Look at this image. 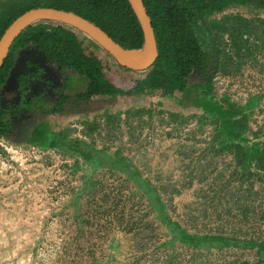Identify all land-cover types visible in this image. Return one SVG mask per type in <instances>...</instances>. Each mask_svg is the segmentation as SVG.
Here are the masks:
<instances>
[{
    "label": "trees",
    "instance_id": "16d2710c",
    "mask_svg": "<svg viewBox=\"0 0 264 264\" xmlns=\"http://www.w3.org/2000/svg\"><path fill=\"white\" fill-rule=\"evenodd\" d=\"M142 1L158 46L157 58L143 71L122 66L94 41L61 22L40 20L19 33L0 66V137L17 141L22 123L50 116L55 119L50 141L37 144L54 147L65 155L79 154L94 169L110 164L140 182L141 189L156 203L154 209L168 228L172 247L177 243L193 248L256 247L257 264H264V239L190 231L186 223L172 218L171 205L166 206L162 194L173 199L180 191V178L174 181L169 174H159L155 182L129 158L110 156L105 149L95 148L94 143L70 136L72 129L65 120L75 114L104 110L112 129L120 119L119 104L124 105L129 118L151 113L152 107L147 106H151L154 92L161 90L156 100L165 105L172 121L181 123L190 114L200 113L202 123L208 117L216 123L206 147L198 148L196 142L181 146L179 154L185 159L182 179H188L184 185H192L194 179L203 181L210 174L221 180L223 187L238 181L251 190L256 179L264 187V124L256 130H250L249 125L259 96H251L244 104L227 95L220 100L213 97L217 72L240 73L246 59L258 62L256 53L264 46V18L239 14L221 20L208 18L231 3L264 8V0ZM37 7L78 13L127 48L141 47L144 42L142 27L128 0H0V37L16 17ZM226 34L229 41L225 40ZM13 73L14 79L10 80ZM195 78L198 81L192 82ZM76 85L82 88L76 90ZM96 128V124L89 123L85 132L90 136ZM223 153L232 155L228 165L231 169L215 166V173L206 170Z\"/></svg>",
    "mask_w": 264,
    "mask_h": 264
},
{
    "label": "rangeland",
    "instance_id": "374dc122",
    "mask_svg": "<svg viewBox=\"0 0 264 264\" xmlns=\"http://www.w3.org/2000/svg\"><path fill=\"white\" fill-rule=\"evenodd\" d=\"M235 14L246 18H264V8L252 4L235 3L230 4L223 11H214L208 15V18L221 20ZM40 58L42 57L40 56ZM193 76L194 73L191 80ZM196 81H198L197 78L192 82ZM81 88L79 85L75 87L76 90ZM161 95L162 91L156 90L152 95L153 100ZM118 108L122 110L124 105L119 104ZM133 117L132 120L128 117L129 119L127 118L125 122L117 124L116 128H108L107 130L103 128V134L106 135L107 132L105 152L113 157L129 158L133 162L141 158V149L148 150L150 152L148 161L152 168L156 169L149 168L147 164L135 163L140 170H143L145 175H150L155 182L157 180L155 178L159 174L160 176L169 174L172 178H180L182 180H178L180 191L174 194L173 199L171 196V199H169L167 193L162 194L166 206L171 205L169 213L172 218L186 223L190 231L200 229L206 233H222L229 237L264 239V187L260 180L256 179L251 190H248L246 183L241 186L238 181L223 187L221 180H215L213 175L207 174L208 176L203 181L194 179L192 185L186 186L184 182H187L188 179H182L185 159H183V155L179 154L181 146L172 142L144 141L140 135L142 126L140 128L132 124L133 121L140 120V117L138 115H133ZM54 120L50 116L28 120L19 127L17 138L23 142L46 144L50 141L49 135L55 124ZM144 126L148 125L144 124ZM170 153L174 156L172 154L169 156ZM68 156L75 159V170L80 171L82 184L74 189L72 196L61 209H53L48 213L44 211L46 203L48 205L56 199L55 194L47 195L46 201H42L41 205L37 204L42 200L41 197H38L36 206L37 208L40 207L39 209L44 213L42 216L60 210L63 211V216L68 219V209L74 196H78V202L84 204L83 207L88 206L91 208L90 210H82L83 217L97 219L96 221L102 220L103 223L108 225L114 223L113 233L130 234V255L128 258H121L119 264H257L258 252L256 247H221L216 245L211 248L206 246L193 248L181 243H177L172 247L168 242L171 238L168 228L160 221L157 208L154 209L156 203L152 202L149 195L141 189L140 182L131 179L126 173L120 171V168H113L110 164L94 169L79 154ZM172 156L173 158H171ZM222 165L227 167L226 170L231 169L228 167L227 162L218 161L217 158H214L212 166L206 170L215 173V166ZM28 166L31 173L38 171L37 166ZM16 167V171H13L16 173V185L23 187L29 179L26 175L24 180L21 179L26 169ZM7 171L10 174V171ZM3 174L4 171L0 173L1 187H7V178ZM45 176L46 183L42 182L47 187L52 186V189H50L52 192L54 190V174L48 172ZM32 179L35 180L34 175ZM36 180L38 183L35 186H38L40 184L39 178ZM204 191L213 193L207 195L203 193ZM28 204L31 203L28 202ZM184 204L193 205L194 208L185 211L184 208L187 207H184ZM206 207H209L208 211L203 212ZM92 208L93 211H91ZM188 218L191 224H188ZM96 228L99 229V232H102L98 226ZM53 244H48V247L41 244L38 248L39 252L36 253L37 259L33 260V264H48L50 255L55 252ZM6 250L5 246L3 250L1 249V254ZM24 258L18 260V264H27V260Z\"/></svg>",
    "mask_w": 264,
    "mask_h": 264
},
{
    "label": "built area",
    "instance_id": "2783aa9c",
    "mask_svg": "<svg viewBox=\"0 0 264 264\" xmlns=\"http://www.w3.org/2000/svg\"><path fill=\"white\" fill-rule=\"evenodd\" d=\"M225 40L229 41L227 34L225 35ZM256 57L258 59L257 63H254L251 59H246L240 73L228 74L217 72L213 78L214 99L220 100L227 95L231 100L244 104L251 96H259V102L254 107L249 122L250 130H256L264 124V67L263 69L259 68L262 65L264 66V46H261L260 50L257 51ZM147 107H152V112H144L142 115H138L140 120L132 122L136 127L139 126L141 128L142 126L140 135L144 141L172 142L183 147L196 142L195 144L198 148H204L211 142L214 130L216 129V123L212 121V118L208 117L202 123V115L197 113L190 114L184 122L176 123L170 119L165 105L159 104L157 100H153L151 106ZM119 117V121H121L118 124L125 122L128 118L124 109L120 110ZM133 118V116L130 117L131 120ZM89 123L97 125L96 130L90 136L85 132V128ZM65 124L72 129L70 136L85 140L86 142H92L97 149H104L106 146L105 136L107 132L106 135L103 134V128L105 130L109 128L106 111L77 113L71 118L66 119ZM144 124L148 126H144ZM250 137L252 136L250 135ZM200 151H196V154H200ZM216 158L218 161L227 162L231 166V154L223 153ZM28 165L37 166V170L44 176L48 172L54 174L55 181L52 192L50 191L52 186L47 187L42 182L46 183V176L39 179L40 184L38 186H35L38 183L36 179L34 181L33 179L31 181L28 179L23 185L28 190L34 189V187H43L41 190L36 189L34 191L35 194L42 198L37 203L38 205H41L42 201H46L49 194L57 196L56 199L49 203L50 205L46 203V207L44 208L45 213L53 209H61L72 196L74 189L82 184L81 173L79 170H75L74 167V158L65 155L54 147L42 148L35 143H23L0 137V173L4 170L16 171V166H18L21 169H26L24 176L21 178L24 180L25 175L27 178L32 175L30 170H28ZM218 168L227 167L222 165L218 166ZM19 173L21 174L22 172L20 171ZM172 179L176 181L178 178Z\"/></svg>",
    "mask_w": 264,
    "mask_h": 264
},
{
    "label": "crops",
    "instance_id": "0c3cea01",
    "mask_svg": "<svg viewBox=\"0 0 264 264\" xmlns=\"http://www.w3.org/2000/svg\"><path fill=\"white\" fill-rule=\"evenodd\" d=\"M140 152L141 158L133 162L152 168L148 161L150 152L145 149ZM40 173L34 171L31 177L44 178ZM3 176L7 178V187H1L0 183V264H18V260L24 257L27 264H33L39 246L45 244L48 247L50 243H54L55 252L50 255L48 264H119L121 258L129 257L130 234L113 233L114 223L108 225L102 220L83 217L82 210L91 208L83 207L78 196H74L68 209V219L60 210L42 216L44 213L36 206L39 196L34 191L43 187L28 190L16 185V173L13 171L8 174L4 170ZM185 206V211L194 208L189 204ZM5 246L7 250L1 254Z\"/></svg>",
    "mask_w": 264,
    "mask_h": 264
},
{
    "label": "water",
    "instance_id": "95a60500",
    "mask_svg": "<svg viewBox=\"0 0 264 264\" xmlns=\"http://www.w3.org/2000/svg\"><path fill=\"white\" fill-rule=\"evenodd\" d=\"M134 10L144 35L141 47L127 48L117 43L108 33L93 21L73 11L54 7L31 8L16 17L0 37V66L6 58L14 39L28 25L40 20H53L67 24L94 41L122 66L143 71L155 61L158 56V46L153 32L151 19L142 0H128ZM14 79V73L10 80Z\"/></svg>",
    "mask_w": 264,
    "mask_h": 264
},
{
    "label": "flooded vegetation",
    "instance_id": "af4514ba",
    "mask_svg": "<svg viewBox=\"0 0 264 264\" xmlns=\"http://www.w3.org/2000/svg\"><path fill=\"white\" fill-rule=\"evenodd\" d=\"M232 4H235V3H231V5H232ZM229 5H230V4H229ZM229 5H227L226 7H228ZM226 7H224V8L221 9V10L223 11ZM223 17H224V16H223ZM223 19H224V18H223ZM12 140H13V139H12ZM18 140H19V139H18ZM18 140H17V141H18Z\"/></svg>",
    "mask_w": 264,
    "mask_h": 264
}]
</instances>
